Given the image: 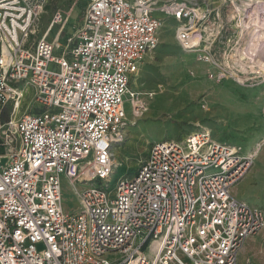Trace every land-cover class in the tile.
<instances>
[{
    "label": "built area",
    "instance_id": "obj_1",
    "mask_svg": "<svg viewBox=\"0 0 264 264\" xmlns=\"http://www.w3.org/2000/svg\"><path fill=\"white\" fill-rule=\"evenodd\" d=\"M48 1L0 0V264H239L264 229V210L232 194L254 161L243 148L209 131L157 142L135 173L109 184L128 96L135 117L145 109L129 85L160 45L158 14L217 79L264 81V0H220L218 9L84 0L77 40L63 50L33 39ZM249 44L255 57L244 55ZM28 95L36 106L18 116ZM64 179L79 201L73 213L63 209Z\"/></svg>",
    "mask_w": 264,
    "mask_h": 264
},
{
    "label": "rangeland",
    "instance_id": "obj_2",
    "mask_svg": "<svg viewBox=\"0 0 264 264\" xmlns=\"http://www.w3.org/2000/svg\"><path fill=\"white\" fill-rule=\"evenodd\" d=\"M199 1L201 7L210 4L219 8L220 0ZM85 13L84 0H49L33 39L38 41L46 37L63 50L70 40L76 42ZM57 15L62 20L52 26ZM174 26L173 21L165 20L158 49L147 56L130 82V94H134L135 101L142 102L145 109L135 117L128 96L124 107L127 139L113 150L115 166L110 189L116 188L119 179L132 175L146 157L148 147L157 142L181 141L190 134L209 131L214 139L239 146L248 155L264 139V81L239 82L229 74L217 79L210 65L199 63L196 55L185 54L179 48ZM250 47L251 44L247 54L244 53L248 58L255 57L251 55ZM214 51L218 56L221 46L217 44ZM59 54L58 51L55 56ZM246 61L243 60L240 67L243 68ZM238 78L242 81V77ZM35 106L28 95L18 116L32 112ZM262 151L232 194L236 199L264 210V148ZM85 187L77 184L76 190L82 191ZM62 189L63 209L73 213L79 208L76 193L65 179ZM263 232L264 229L260 234ZM247 256L252 257L255 264H264V246L253 244Z\"/></svg>",
    "mask_w": 264,
    "mask_h": 264
},
{
    "label": "crops",
    "instance_id": "obj_3",
    "mask_svg": "<svg viewBox=\"0 0 264 264\" xmlns=\"http://www.w3.org/2000/svg\"><path fill=\"white\" fill-rule=\"evenodd\" d=\"M163 1V0H162ZM158 16L163 20V26H164V24H165V20H168V21H173V20H171V19H168V18H166L163 14H158ZM222 18L223 19H225V18H227V15H226V13L225 12H222ZM174 22V21H173ZM175 23V22H174ZM175 26H176V23H175ZM175 26H174V31H175ZM162 30V29H161ZM176 41V40H175ZM152 145V144H151ZM150 145V146H151ZM150 146L148 147V149H147V151H146V153H148V150H149V148H150ZM136 172V171H135ZM134 172V173H135ZM235 189V188H234ZM234 196V195H233ZM235 197V196H234ZM239 200V199H238ZM242 201V200H241ZM261 233V232H260ZM258 234V235H256V236H253V237H251V238H249L247 241H246V243H245V245H244V247H243V249L241 250V252H240V255H239V264H246L247 262H251L252 264H255V261H254V259L252 258V257H250V256H247L246 257V254H247V251H248V249L253 245V244H255V243H259L261 246H264V232L262 233V234ZM242 260H244V261H242Z\"/></svg>",
    "mask_w": 264,
    "mask_h": 264
},
{
    "label": "bare ground",
    "instance_id": "obj_4",
    "mask_svg": "<svg viewBox=\"0 0 264 264\" xmlns=\"http://www.w3.org/2000/svg\"><path fill=\"white\" fill-rule=\"evenodd\" d=\"M50 34V29H49V33H48V35ZM48 35H47V37H48ZM210 41V40H213V34H209V37L208 38H206V41ZM263 145H264V139H263V141L260 143V144H258L256 147H255V150L251 153V154H249V155H251L253 158H256L261 152H263L262 151V148H264L263 147Z\"/></svg>",
    "mask_w": 264,
    "mask_h": 264
}]
</instances>
